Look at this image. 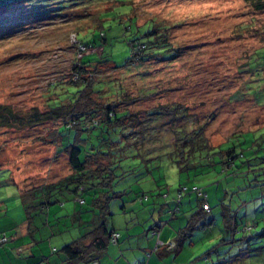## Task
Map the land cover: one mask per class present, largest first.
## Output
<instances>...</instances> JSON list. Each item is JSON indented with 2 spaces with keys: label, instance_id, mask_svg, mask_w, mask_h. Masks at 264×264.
Masks as SVG:
<instances>
[{
  "label": "rangeland",
  "instance_id": "374dc122",
  "mask_svg": "<svg viewBox=\"0 0 264 264\" xmlns=\"http://www.w3.org/2000/svg\"><path fill=\"white\" fill-rule=\"evenodd\" d=\"M60 1L0 0V20L19 18L18 26L0 29V106L23 115L48 110L57 99L54 93L75 81L79 53L84 61L108 60L120 67L84 68L106 98L136 114L146 129L144 137L129 136L128 147L119 133L109 135L117 179L109 193L116 195L107 226L123 238L109 244L108 252L118 245L117 258L132 259L129 244L134 249L144 243L146 262L152 256L153 264H264V11L245 0H133L134 17H129L130 5L106 1L77 12L56 11ZM10 2V9L2 7ZM53 4L55 11L47 14ZM100 15L103 29L93 21ZM154 27L177 56L126 66L130 42L153 43ZM80 42L90 47L83 50ZM162 50L151 48L154 54H170ZM94 99L108 101L96 94ZM34 123L21 128L0 124V235L13 236L0 245V264H67L60 249L97 220L91 194L81 193V204L66 190L73 185L56 184L71 175L65 155L50 144L62 122ZM174 125L188 132L202 127L213 149H194L188 162L178 164L181 149L173 142L181 128ZM128 130L127 135L132 126ZM93 135L77 141L82 155L108 151L107 134ZM231 150L237 156L222 164L218 151ZM187 165L190 171L179 170ZM193 187L203 189L211 209L202 216ZM182 188L187 191L177 202ZM55 199L59 203L40 210L41 203ZM159 223L161 239L153 230ZM133 227V234L126 230ZM181 232L192 234L182 250L158 258L159 242L173 243ZM29 247L34 256L23 255Z\"/></svg>",
  "mask_w": 264,
  "mask_h": 264
},
{
  "label": "trees",
  "instance_id": "16d2710c",
  "mask_svg": "<svg viewBox=\"0 0 264 264\" xmlns=\"http://www.w3.org/2000/svg\"><path fill=\"white\" fill-rule=\"evenodd\" d=\"M106 1L107 2L112 1L116 3L118 6L122 4L130 5L131 6L129 8L130 13L129 15L128 14L127 15L129 17H134L132 15L133 11L135 10V7L133 5V0H124V1L61 0L60 2L55 3V4H61L55 10L56 11L57 9L67 10L68 8H74L73 10L71 9L72 10L71 12H77V10L89 7L90 5H92V3L100 4ZM245 1L250 3V5L254 10L260 12L264 11V0H245ZM55 4H53V6L50 7V9L46 10L47 14L50 11H55L53 9L55 7ZM116 4L110 5L109 9H107L106 11H109L110 8L117 6ZM10 5H12V2L2 7L3 8L9 7L8 9H10L11 8ZM65 13L63 14L65 15ZM63 14H59V15H63ZM103 15L96 17L95 19L96 21L93 20L94 22H96L95 28L103 29V24H104L103 23L104 21L102 20ZM16 19L19 18L15 14V16H12L10 18L6 17V19L0 20V25L3 24L6 25L4 27L0 26V29L7 30L18 26ZM91 25H93L92 22ZM158 31L159 29L154 27V29H152V31L150 32L151 35L155 36L154 42L151 44L148 42H141L136 39L130 42V54H129V58L127 59L126 66L128 67L129 66L134 67L136 65L140 66L150 58H155V57H159L160 61H168L177 56L174 55L175 52H173L176 51V49H172L171 45L167 43V38L164 37V34ZM103 32L104 31L101 30L99 34L100 40H102V42L106 41ZM80 44L81 46H79V48L83 50L84 49L86 50L90 47L82 42H80ZM96 47H100V45H96ZM152 47L162 48L163 49L162 51L165 52L169 51L170 54L169 55L167 54L165 55V53L154 54L151 52ZM81 54L82 53H79L80 56L79 65H76L73 68V70H77L75 71L76 73L75 81L71 80L70 82L63 84L65 86L63 93L61 94L57 92L54 93V95L57 96L56 97L57 99L53 100V103L51 106H49L48 110L44 112H40L34 109L30 114L23 115L12 111L10 108L6 106H0L1 125L13 126L14 128L15 127L21 128V126H25V125H27L26 127H30L34 122H35L34 124L52 123L54 121H57L58 119L62 122L57 128L53 130V133L51 135L52 143L50 144L56 146L57 153L62 152L65 155L67 159V163L71 170V175L63 179L64 181L57 182L56 184L61 185V183H65L67 185H73L72 189L67 187L66 190L72 192L78 198H80L79 195L81 193L91 194L92 205L95 207L98 206V209L101 211V213L104 216L102 222L96 228L89 231L88 233L83 234L82 236H79L78 238L64 245L60 249V252L65 257V263L67 264H77L79 262H88L93 259L94 260L98 259V256L107 249L109 244H113L110 242V235L113 232H117V231L109 229L105 220L108 217V215H110L109 205L111 203V199L115 198L116 195L114 192L112 194L113 196H111L109 193L112 192V188L115 185L117 179V176L115 174L117 165L114 161L113 154L111 152L112 149H110V147L112 148L114 146V141L109 137V135L110 134L116 135L119 133L120 135L119 138H121V140L125 139L126 140V142H124L125 146L128 147V145H130L128 140H131L128 139L129 136L141 134V136L144 137L145 133L143 131L146 130V129H142L143 125L139 126V124L141 125L142 123H139L140 121H137L135 116L136 114L131 113L128 109L125 108L119 109L118 107V105H120L119 102L115 101L114 99L109 100L108 98L105 97L104 95L105 89H100V88L98 89L97 86L99 83H94V82L92 83L90 79L92 77V73L90 76L88 75L87 77L85 76V74L88 71L86 72L84 68L89 67L90 65H93L92 68L98 67L100 65L110 66V68L112 67L113 70H118L120 67L111 63L108 60H104L97 63L90 60L84 61L81 59ZM167 56L169 58H167ZM68 87H72L73 88L72 91L69 90L70 88L67 89ZM69 91L73 93H70ZM125 93H126L125 91L121 92L122 95H124ZM95 94L97 95L99 100L106 99L108 101L105 104L103 102L100 103V101H96L94 99ZM61 95H64L63 98L60 97ZM113 96H117V94ZM131 126L133 130L127 135L126 133L130 131L128 130V127ZM177 126H180L181 129L180 132L177 133V135L174 134L175 140L173 142V148L176 147L177 149L179 148L181 149V150L179 149L180 159L177 160L178 164H180L181 162L182 163L188 162L187 158H189L190 160L191 153L194 152V149H213L208 145L207 140H205V138L203 137L202 127L200 128L197 127L192 131L188 132L181 125H174L173 127H177ZM118 130L120 132H118ZM125 130L126 132H124ZM170 130H172V128ZM95 132H98V135H96L97 137L103 136L105 133L107 134L106 140H107V147L109 148L108 151L107 152L97 151L94 153L85 152V154L82 155V150L77 144V141L85 140L83 139V137L87 139H90L92 136L95 137L93 135ZM154 138L156 139V137ZM234 151L235 150H231L228 152L218 151L223 161L222 164L229 163L230 161L233 160L234 157L237 156L233 154ZM179 170L184 172V171H190L191 168L190 166L187 165L186 167L179 168ZM56 184L50 185L51 188L53 189L56 186ZM42 189H44V187H42ZM179 191H181V189ZM53 202L55 203L59 201L57 199H55L54 201L47 200L45 203L40 204V210L47 208V206H49V204ZM199 202L201 204V211H199V214L200 216H202L203 213H208V212H205L203 208V202L200 199ZM28 211H29L28 208H26L27 216L30 219L31 218L30 212ZM183 235H187V232H181L180 234H178L177 236L178 240L174 241L175 246L173 249H170V251H173V253L177 251V248H179L181 245L180 244L182 241L181 236ZM164 246L165 245H163V247ZM165 247L167 249V246Z\"/></svg>",
  "mask_w": 264,
  "mask_h": 264
},
{
  "label": "crops",
  "instance_id": "0c3cea01",
  "mask_svg": "<svg viewBox=\"0 0 264 264\" xmlns=\"http://www.w3.org/2000/svg\"><path fill=\"white\" fill-rule=\"evenodd\" d=\"M80 199H82V198H78V201L80 200ZM83 200V199H82ZM55 203H59V202H55ZM52 204V203H51ZM51 204H49V206L51 205ZM49 206H47V210L49 209ZM92 206V208L94 209V213H93V215H94V217H97V220H94V222H91L92 224V228L90 229V230H88L87 232H85V233H88L89 231H91V230H93L94 228H96L101 222H102V220H103V214L101 213V211L98 209V206L97 207H95V206H93V205H91ZM110 206V205H109ZM110 210V209H109ZM43 211V210H42ZM99 214V215H98ZM74 216L75 215H73L72 217L74 218ZM106 218V217H105ZM27 219L29 220V218L27 217ZM27 219L26 220H24L22 223H21V228H20V230L21 231H19V232H21L20 234H21V236H24L25 235V233H26V231H27ZM79 219L81 220V217H79ZM106 220V224H107V218L105 219ZM161 222V221H160ZM14 225L16 224V222L15 223H13ZM160 225V223L159 224H157V226L153 229L154 230V232L156 231V230H158L157 231V233H158V235H159V233H160V239H161V237H162V233H163V228L161 227V225ZM109 229H112V230H115L114 228H110V227H108ZM138 229V228H137ZM142 230H143V227L141 228ZM128 232H130L131 234H133V233H135V232H133V230H134V227L132 228V229H126ZM140 229H138L137 230V232L139 231ZM152 230V231H153ZM115 231H117V230H115ZM144 231V230H143ZM142 231V232H143ZM18 232V233H19ZM118 232V231H117ZM154 232L153 233H147V236H151L152 237V235H154ZM2 234L4 233L5 234V232H1ZM85 233H83V234H85ZM82 234V235H83ZM131 234H129L130 236H131ZM6 235V237H7V239H8V241L6 242V243H8L10 240H13L12 238H13V236H12V238H11V236H8L7 234H5ZM82 235H80V236H82ZM192 235V234H191ZM188 232H187V235H183V236H181V239H182V241H181V245H180V247L179 248H177V251L175 252V254H177V253H179L181 250H182V247H184V244L186 243L185 242V240L187 239V238H189L190 236H191ZM132 236H134V235H132ZM140 236H141V234H140ZM146 237V236H145ZM123 238V236L122 235H120V239H119V241L121 240ZM75 240V239H74ZM146 240H148L147 239V237H146ZM176 240H178L177 239V237L176 238H174V239H171V241H176ZM164 243H165V241L166 240H162ZM143 244L144 243H141V244H138V246L136 247V248H131V244H129V247H130V250L132 251V256H133V258L131 259H127V258H125V256H123L122 254H121V256H123V258H121V259H118L117 258V256L121 253V251H120V249H121V247L120 246H114L115 248L117 247L118 248V250H115L114 248L110 251V252H108L109 251V247H107V249L104 251V252H102L99 256H98V259H93V260H91V261H88V262H79V263H77V264H153V263H151V259H152V256H150V259L146 262V255H144V253H147V247H144L143 246ZM14 246H17V244L16 245H14ZM22 247H25V245L23 244L22 245ZM24 249V248H23ZM28 249V251H26V252H23V255H29V253H32L31 255L32 256H34V249H30V247L29 248H27ZM4 250H8L7 248H5ZM25 250V249H24ZM143 251H145V252H143ZM171 252H173V251H170V250H168V249H166V247L164 246V247H162V248H160V249H158L157 250V257L158 258H163V257H165V256H167L168 254H170ZM119 253V254H118ZM118 260V261H117ZM119 260H121V261H119Z\"/></svg>",
  "mask_w": 264,
  "mask_h": 264
},
{
  "label": "built area",
  "instance_id": "2783aa9c",
  "mask_svg": "<svg viewBox=\"0 0 264 264\" xmlns=\"http://www.w3.org/2000/svg\"><path fill=\"white\" fill-rule=\"evenodd\" d=\"M187 191V188H182L181 191H179L178 193V201L179 202V199L182 197V192H186ZM191 192L195 193L196 196L198 197V199H200L202 202H203V208L205 210V212H209L210 211V207L208 205V203L206 202V195L205 193L203 192V190L201 188H198V187H193L191 189ZM79 202L82 204L84 203V201L82 199L79 200ZM119 233L117 232H113L111 235H110V242L113 243V244H116L118 239H119ZM7 242V237L3 234V235H0V245L4 244ZM159 245L163 246L162 242H159ZM167 246V249H173L174 246H175V242L173 243H170Z\"/></svg>",
  "mask_w": 264,
  "mask_h": 264
}]
</instances>
